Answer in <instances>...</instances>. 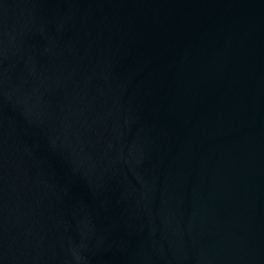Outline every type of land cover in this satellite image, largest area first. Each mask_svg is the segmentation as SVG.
Here are the masks:
<instances>
[{
	"label": "water",
	"instance_id": "95a60500",
	"mask_svg": "<svg viewBox=\"0 0 264 264\" xmlns=\"http://www.w3.org/2000/svg\"><path fill=\"white\" fill-rule=\"evenodd\" d=\"M0 264H264V0H0Z\"/></svg>",
	"mask_w": 264,
	"mask_h": 264
}]
</instances>
